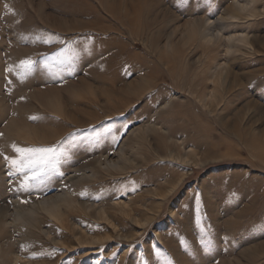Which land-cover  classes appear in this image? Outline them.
Returning <instances> with one entry per match:
<instances>
[{"label":"rangeland","instance_id":"1","mask_svg":"<svg viewBox=\"0 0 264 264\" xmlns=\"http://www.w3.org/2000/svg\"><path fill=\"white\" fill-rule=\"evenodd\" d=\"M0 134V264H264V0H0Z\"/></svg>","mask_w":264,"mask_h":264},{"label":"snow or ice","instance_id":"2","mask_svg":"<svg viewBox=\"0 0 264 264\" xmlns=\"http://www.w3.org/2000/svg\"><path fill=\"white\" fill-rule=\"evenodd\" d=\"M54 39L60 40L59 37H53V35L47 33L42 37H36V40H42L45 44L53 42ZM61 42L63 43V41ZM84 46L86 49L87 44L85 43ZM57 57L59 58L57 64L61 66L62 70L66 71L68 75L74 74L75 62L78 57L76 42L69 44L67 47L55 53L53 59ZM36 63L37 62L32 59L22 60L18 66L20 71L15 74L23 81ZM6 71L13 73L14 69L9 66ZM9 83H11V81H9ZM30 119L36 120L38 117H30ZM124 131H127L126 127H124ZM103 133L112 134L111 138L115 141L119 134V130L114 129L112 126H108L103 129ZM101 136V132L97 131L95 133L97 142L101 139ZM67 143L66 141L64 145H60L59 147H18L15 144L12 145L17 155L14 158L5 156L4 159L9 168V175H19L20 182L18 190L27 193L39 191L42 190L41 185H44L52 176L62 177L63 173L60 171V164L64 159L68 158ZM97 264H99V261H97Z\"/></svg>","mask_w":264,"mask_h":264},{"label":"bare ground","instance_id":"3","mask_svg":"<svg viewBox=\"0 0 264 264\" xmlns=\"http://www.w3.org/2000/svg\"><path fill=\"white\" fill-rule=\"evenodd\" d=\"M251 15V14H250ZM229 39V38H228ZM231 39V38H230ZM242 40H243V38H241ZM244 40H245V38H244ZM250 43V42H249ZM224 69V68H223ZM223 69H222V71H223ZM250 74V73H249ZM235 76V75H234ZM235 79H237V78H235ZM221 88V87H220ZM214 95H215V93H214ZM213 95V96H214ZM166 105V103L164 104V106ZM256 139V138H255ZM252 140H253V138L251 139V142H252ZM251 145V144H250ZM159 153V152H158ZM190 154V153H189ZM119 155H122V151H121V153L119 154ZM264 155V154H263ZM187 156V155H186ZM189 156H192V155H189ZM120 157V156H119ZM123 157L121 156V159H122ZM107 163V162H106ZM184 164V163H183ZM108 166V165H107ZM162 195V194H161ZM56 199H57V197H56ZM59 199V198H58ZM43 203H48V200H45V201H43ZM46 205V204H45ZM127 205V204H126ZM46 207V210L48 211V212H52V211H49V208H48V206L46 205L45 206ZM119 207V206H118ZM121 207V206H120ZM124 207V206H123ZM116 208V207H115ZM122 208V207H121ZM51 209V208H50ZM101 209V208H100ZM118 209H120V208H118ZM51 210H53V209H51ZM99 210V209H98ZM111 210V209H110ZM117 210V209H116ZM100 211V210H99ZM118 211V210H117ZM101 212H102V210H101ZM105 212H106V210H105ZM111 212V211H110ZM96 213V212H95ZM104 213V212H103ZM103 213H102V215H103ZM109 213V212H108ZM97 214V213H96ZM99 215H100V213H98ZM110 214V213H109ZM113 214V213H112ZM111 215V214H110ZM101 216V215H100ZM113 216V215H112ZM99 218V217H98ZM101 218V217H100ZM104 218V217H103ZM130 219V218H129ZM102 220V219H101ZM107 220V219H106ZM136 220H138V219H136ZM146 220V219H145ZM110 223V222H109ZM263 247L264 246H262L261 248H259V249H263ZM255 251H257V249H255Z\"/></svg>","mask_w":264,"mask_h":264}]
</instances>
